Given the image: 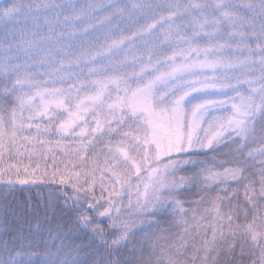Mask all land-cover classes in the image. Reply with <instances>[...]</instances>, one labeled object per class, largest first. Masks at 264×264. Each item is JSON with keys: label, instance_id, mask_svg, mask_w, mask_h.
Instances as JSON below:
<instances>
[{"label": "clouds", "instance_id": "9594fccd", "mask_svg": "<svg viewBox=\"0 0 264 264\" xmlns=\"http://www.w3.org/2000/svg\"><path fill=\"white\" fill-rule=\"evenodd\" d=\"M17 2L0 0V20ZM23 2L37 5L38 10L21 13L11 27L0 25V63L11 62L9 75L15 66H26L53 96L70 99L73 111L68 113L65 108L64 119L71 118L72 127L64 132L58 126L56 132L50 133L64 146L63 151L55 148L58 160L53 169L58 167L63 172L65 165L61 161L72 159L76 163L69 167L81 174L69 178L67 184H60L58 176H45L42 183L12 185L27 186L23 189L2 184L0 264H264V173L242 148L253 129L264 135V99L249 93L244 83L247 73L264 71V0H153L160 12L155 20L144 22V35L152 44L137 42L146 49L147 56L174 57L189 47L208 48L211 59L205 55L185 65L187 56H181L180 64L187 71L211 73L212 78L226 85H218V90H231L237 97H255L254 104L244 106L241 113L228 111L238 124H230L220 137L205 140V146H196L207 152L239 137L227 158L238 167L223 169V178L233 185L226 192L220 179L205 184L196 175L214 164L203 163L196 170H186L188 159L169 151L174 140L171 132L154 136L148 124L144 108L163 101L178 86L176 77L183 72L171 76L157 73L146 77L144 84H114L100 101L85 103L84 94L77 98L79 85L73 88V83L78 76H88L91 70L86 65L95 59V54H86L91 13L85 15L79 10L104 0ZM121 23H127L126 19L112 17L113 28ZM152 28L157 30L152 32ZM209 64L213 67H207ZM7 80L0 71V81ZM149 80L152 86L145 90ZM110 104L127 114L141 137L147 132L148 139L133 142L130 148L137 157L136 167L117 157L118 195L112 197L111 203L101 201L89 212L86 201L90 196H101L103 189L99 177L91 193L71 187L78 182L85 189L92 179L87 161L80 159L79 126L90 112L101 108L107 111ZM174 107L172 100L167 113L172 126L181 115L172 111ZM22 159L28 162L26 156ZM40 163L42 168L51 164V156ZM260 167L264 168V164ZM253 181L258 182L255 192L249 189ZM21 190L26 206L17 196ZM13 199L17 200L16 209L8 207ZM105 207L111 211L101 217L98 213ZM84 213L90 217L86 223L81 219Z\"/></svg>", "mask_w": 264, "mask_h": 264}, {"label": "snow or ice", "instance_id": "6c2138e0", "mask_svg": "<svg viewBox=\"0 0 264 264\" xmlns=\"http://www.w3.org/2000/svg\"><path fill=\"white\" fill-rule=\"evenodd\" d=\"M33 9L38 10L37 5L25 4L23 0H18L16 5L7 11L6 18L0 20V25L11 27L17 22V17L21 13L27 14ZM89 12L91 13L89 22L92 27L86 33L89 37V52L86 54L94 53L95 59L90 60L86 65L91 70L88 76L82 79L78 76L74 83L69 81L73 83V88L79 85L77 98L84 94L90 102L100 101L105 97L106 90L110 92L114 84L125 82L144 84L146 77L157 73L171 76L183 72V75L176 77L179 81L178 86L173 88L163 101L144 108L148 114V124L154 130V136L169 132L174 136V140L169 144V151L181 154L196 149L197 145L205 146V140L220 137L230 124L239 123L238 120L234 121L232 115L227 114L228 112L217 110L225 109L230 105L231 113L238 114L244 106L254 104L255 97L251 94H241L238 97L231 95L227 99H204L192 104L185 103L192 94L207 91L223 93L222 90H218V85L221 88L226 85H222L218 78H212L209 72L187 71L180 64L181 56H187L185 65H188L189 61L200 60L205 55L211 59L212 53L208 48L189 47L174 57L159 54L147 56L146 49L137 42L145 40L147 45L152 44V40L144 35V28L147 27L144 22L147 19L155 20L157 13L160 12V7L153 3V0H116L115 3L104 0L103 3L90 4L87 10L83 8L79 10V13L85 15ZM113 16L124 18L127 23L117 24L113 28L111 26ZM156 30V28L151 29L152 32ZM222 43L221 41L217 46H221ZM10 67H12L11 62L0 63V71L8 77L6 83L0 81V184L42 183L45 176H58L60 184H67L69 178L75 179L81 173L69 167L76 163L72 159L61 161L65 165L63 172L58 167L53 169V165L58 160L54 154L55 148L63 151L64 146L50 133L56 132L58 126L64 132L72 127L73 120L64 119L65 108L68 113L73 111L70 99L61 100L53 96L41 86L39 80L30 75V70L26 66H15L12 74L9 75ZM207 67L211 68L213 65L209 64ZM244 83L247 84L249 93H255L264 99V71L259 74L255 71L247 73ZM151 86L152 82L149 80L145 90L150 89ZM37 98L40 100L39 104L36 103ZM172 100L175 102L172 111L181 113L174 126L169 124L167 116L168 104ZM132 110L135 114L137 110L135 105ZM139 132L140 130L129 122L127 114L118 111L117 106L111 104L107 111L101 108L84 117L78 132V136L82 138L79 143L80 159L87 161L88 174L92 179L85 189H81L78 182H73L71 187L76 191L91 193L99 177L103 189L101 196L89 197L86 201L87 209L95 210L105 199L111 203L112 197L118 195L117 186L120 181L117 157L129 160L133 167L137 166V157L132 155L130 148L133 142L139 143L148 139L147 132L143 137ZM89 148H91L90 154ZM242 148L248 153L249 159H252L260 173H264V168L260 167L264 164V135L253 129ZM25 156L27 163L22 159ZM49 156L52 163L42 168L40 161H47ZM186 162L195 163L194 160L189 159ZM226 167L238 166L220 161L218 165L201 169L196 175L202 177L205 184L220 179L222 190L226 192L233 187L223 178V170H220ZM257 183V181L250 183L249 189L255 192ZM221 184H217L216 187H221ZM110 211V208L105 207L98 214L103 217ZM81 219L86 223L90 217L84 213Z\"/></svg>", "mask_w": 264, "mask_h": 264}, {"label": "trees", "instance_id": "16d2710c", "mask_svg": "<svg viewBox=\"0 0 264 264\" xmlns=\"http://www.w3.org/2000/svg\"><path fill=\"white\" fill-rule=\"evenodd\" d=\"M239 142L238 138H235L231 141H226L223 145H220L218 148H216L215 150H208L207 152H201V153H192L189 155H186L185 158L189 159V160H194L195 163H190L188 165L185 166L186 170H196L198 165H201L203 163H212V164H219L220 161H225L227 162V158L230 154V150L231 147L235 146L236 143ZM225 149H228V151L226 152ZM213 157H215V159H213ZM221 171L223 169H220ZM5 187V185L0 184V188ZM7 187L9 188H26L27 186H12V185H8ZM17 196L19 197L20 202L23 203L24 206L27 205V201L26 198L24 197L23 191L21 190L20 192L17 193ZM9 208L12 209H16L18 207L17 205V200L13 199L9 204H8ZM89 212H91V209L88 210ZM102 220H100V223Z\"/></svg>", "mask_w": 264, "mask_h": 264}, {"label": "rangeland", "instance_id": "374dc122", "mask_svg": "<svg viewBox=\"0 0 264 264\" xmlns=\"http://www.w3.org/2000/svg\"><path fill=\"white\" fill-rule=\"evenodd\" d=\"M233 93L231 90H227L223 93H217L216 91H207L204 93H196V94H192L190 97L187 98V100L185 101L186 104H192V103H196V102H201L204 99H227L229 96H231ZM85 100V103H89L90 101H88L86 99V97H82ZM36 103L39 104L40 100L39 98H37ZM218 112H228L230 111L229 107H226L225 109H219L217 110ZM212 113H209V115H211ZM25 115H27V113H25ZM46 122V121H45ZM235 139V138H234ZM211 150V149H209ZM201 152H205L199 149H193L190 150L187 153H181L179 154L180 156H182L183 158L186 157V155L192 154V153H201ZM187 159V158H185ZM15 179V177H13ZM229 183H232V181H228ZM92 211V210H91ZM100 220H102L101 222H103V218H101ZM103 224V223H101Z\"/></svg>", "mask_w": 264, "mask_h": 264}]
</instances>
